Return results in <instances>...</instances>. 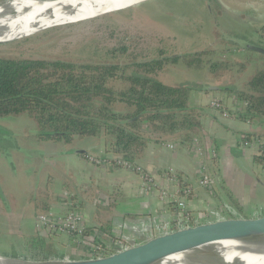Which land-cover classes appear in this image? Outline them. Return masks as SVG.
Returning a JSON list of instances; mask_svg holds the SVG:
<instances>
[{"label": "crops", "instance_id": "crops-1", "mask_svg": "<svg viewBox=\"0 0 264 264\" xmlns=\"http://www.w3.org/2000/svg\"><path fill=\"white\" fill-rule=\"evenodd\" d=\"M250 52L241 53H248L250 58L257 57ZM246 70L240 77L250 75L248 68ZM160 79L164 81V78ZM216 79L209 74L206 77L208 82L198 81L201 86L197 88L188 85L192 83H180L193 88L190 93L193 105L206 104L200 129L193 133L180 130L170 134L146 124L142 138L145 145L136 152L140 155L133 156V160L149 172L158 188L165 187L170 194L184 185L192 188L193 193L186 203L194 212L220 210L227 204L245 212L233 215L251 216L264 211V167L257 162L250 149L242 146V140L246 135L264 139V117H238V111L243 112L245 106L233 91L203 92L206 84L222 86ZM164 82L172 86L180 85L171 78ZM233 85L239 88L237 84ZM214 98L223 101L230 117L212 108L210 102ZM24 115L0 118V185L7 198L5 201L0 196V221L5 223L7 230L10 226L18 228L19 244L40 238L35 225L40 212L61 214L67 210L62 199L65 190L80 201L86 221L115 217L127 219L147 214L150 209L176 215L175 205L171 210H162L163 202L157 193L142 194L140 174L115 169L110 164H95L87 159L90 153L110 160L118 156L106 150L104 137L75 136L71 143L43 140L38 136L34 119ZM20 117H27L30 123L14 124ZM193 137H198L206 150L203 161L216 181L212 194L199 185L201 160L188 146ZM173 144L175 148L171 149L169 145ZM101 150L105 152L99 156L97 152ZM213 150L216 152L214 158L211 156ZM166 171H175L172 173L177 174V180L171 181L173 176L167 180ZM142 202L145 206L141 205ZM2 208L11 210V213L2 212ZM223 212L224 216H232L228 211ZM19 244L16 248L21 246Z\"/></svg>", "mask_w": 264, "mask_h": 264}, {"label": "rangeland", "instance_id": "rangeland-1", "mask_svg": "<svg viewBox=\"0 0 264 264\" xmlns=\"http://www.w3.org/2000/svg\"><path fill=\"white\" fill-rule=\"evenodd\" d=\"M234 36L251 43L264 45V0H145L128 6V8L125 7V9L104 12L76 22L49 26L16 40L0 42V57H30L48 60L58 58L75 63L129 64L133 61L157 58L161 54L169 58L173 56L181 58L187 53L194 54L197 51L209 50L208 54L202 56V68L189 67L181 58L176 63L167 62L165 70L160 72L158 78H164V81L171 78L174 83H192L188 85H193L198 81L200 83L208 82L206 77L209 74L215 78L219 74L220 79L217 77L215 81H220L219 84L222 86L237 84L240 89H245L244 84L248 79L259 70L264 69V55L240 50L241 47L232 42ZM257 38L258 40H256ZM123 48L126 49L124 53ZM115 49L116 51H114ZM238 52H250L257 57L250 58L248 53L238 54ZM223 61L227 62L228 66L220 67L217 74L209 71L210 64ZM242 65H245V68ZM247 68L250 75L240 77L242 72L247 71ZM114 86L117 89L125 87L120 81L115 82ZM203 92L208 93V90H203ZM189 104L201 108L206 106V104L193 105L191 102ZM113 109L118 112L127 111V107L120 102L114 103ZM203 112L204 110H197L195 113L194 111L190 113L202 123ZM21 123H30V121L27 117H20L14 124L21 125ZM21 128L30 129V127ZM99 137H104L106 150H110L116 142V134L112 131L108 134L103 133ZM251 139L254 138L251 137ZM260 141L262 146L248 148L252 151L254 158H264L262 152L260 154L261 149H264V139L260 138ZM140 149L142 148L133 145L129 150L133 156H139L140 154H136V152ZM104 152L101 150L97 154L100 156ZM172 172L175 171L164 172L165 178H171L173 175L177 177V174ZM5 201H7L6 196ZM180 204H182V198H178V201L172 203L166 201L163 202L162 210L165 211L167 207H170L169 210H171L175 205V212H180L178 208ZM141 205L144 206V202ZM224 209L225 211L234 210V213H229L230 215L235 212L241 215L245 214L242 209H235L227 204L224 205ZM206 211L210 212V209ZM2 212L10 214L11 210L4 209ZM67 212L64 210L61 214ZM80 213L83 216V221H86L85 211L80 210ZM187 213L191 216L197 212L192 210L182 212L184 215ZM181 216L183 215L171 216L166 212L162 213L153 209L147 214L127 217V219L140 224L166 228L170 227L169 224L173 226ZM213 217L214 214L211 212L208 216L195 214L192 218L183 216L185 220L182 222L186 224L195 221L202 224L205 222L204 219ZM4 225L5 223L0 221V253H13L36 240L27 241L21 245L17 242L19 240L18 228L10 226L11 231H9ZM36 231L41 234L37 227ZM18 244L21 246L16 248ZM106 250L107 252L103 249L70 250L65 251L63 255L67 256L69 260L97 259V256L93 255L95 252L104 254L113 252L110 249Z\"/></svg>", "mask_w": 264, "mask_h": 264}, {"label": "trees", "instance_id": "trees-1", "mask_svg": "<svg viewBox=\"0 0 264 264\" xmlns=\"http://www.w3.org/2000/svg\"><path fill=\"white\" fill-rule=\"evenodd\" d=\"M208 52L187 53L181 58L189 67L200 69L202 56ZM181 58L161 54L150 60L121 64L0 57V118L26 114L34 119L40 139L66 143H71L75 136L95 137L112 131L116 142L108 151L134 162L129 149L133 145L144 147L146 124L170 134L180 130L193 133L201 128V121L190 113L204 110L189 104L193 88L168 85L158 78L167 62L176 63ZM223 65L228 66L223 61L210 64L208 69L217 74ZM117 81L125 87L115 88ZM222 87L235 92L245 105L238 117H264V69L248 79L245 89L234 85ZM116 102L123 103L127 111L114 110ZM255 159L264 167V158Z\"/></svg>", "mask_w": 264, "mask_h": 264}, {"label": "water", "instance_id": "water-1", "mask_svg": "<svg viewBox=\"0 0 264 264\" xmlns=\"http://www.w3.org/2000/svg\"><path fill=\"white\" fill-rule=\"evenodd\" d=\"M233 43L242 49L264 55V45H258L234 37ZM176 57V56H173ZM202 90H228L222 86H204ZM136 119V118H135ZM0 196L5 199L0 185ZM197 226L166 229L154 225L140 224L123 217L111 220L80 221L43 234L31 244L13 253H0V264H86L69 261L63 253L70 250L121 249L126 253L124 260L134 255L152 259L193 252L195 258L206 263L217 252L207 248L210 244L264 235V211L251 216H217L204 219ZM217 254V255H215ZM131 255V256H129ZM212 262V263H211ZM114 264H119L114 259ZM209 264H227L223 259H213Z\"/></svg>", "mask_w": 264, "mask_h": 264}, {"label": "bare ground", "instance_id": "bare-ground-1", "mask_svg": "<svg viewBox=\"0 0 264 264\" xmlns=\"http://www.w3.org/2000/svg\"><path fill=\"white\" fill-rule=\"evenodd\" d=\"M145 0H3L0 1V42L16 40L31 35L49 26L61 25L66 22L91 18L104 12L119 10L131 5H136ZM78 217L83 221V216L78 212ZM180 218V219H178ZM172 228H184L197 226L199 222H188L183 224V216L178 217ZM264 232V230H263ZM207 248L217 252L227 264H264V235L262 238H244L235 241H224L210 244ZM107 252L106 249H103ZM113 250L110 254L95 252L97 259L69 260L86 264H114V259L119 264H209L199 263L200 258L193 259L191 263L188 257L195 258V253H181L163 259H152L145 256L134 255L124 260L126 253L121 249ZM105 252V253H106ZM217 255V254H215ZM131 256V255H129ZM212 263V262H211Z\"/></svg>", "mask_w": 264, "mask_h": 264}, {"label": "built area", "instance_id": "built-area-1", "mask_svg": "<svg viewBox=\"0 0 264 264\" xmlns=\"http://www.w3.org/2000/svg\"><path fill=\"white\" fill-rule=\"evenodd\" d=\"M210 103H211L212 108H214L218 111H221L225 117H230V115H231L230 111L225 109L223 101L220 98H214L211 100ZM262 145H261V141H260L259 137L251 139V140H250V138H245L242 140V146L244 148L252 149L253 146L258 147V146H262ZM188 146H189V149L192 152H194L201 160V164L199 166V185L204 187L205 189H207L212 194L214 191V188L216 187V181L210 175L209 169L207 168V166L205 165V163L203 161L206 150L204 149V147H203V145H202V143L198 137H193L190 140ZM169 147L172 149V148H175V145L174 144L169 145ZM261 152L264 155V149L263 148L261 149L260 154H261ZM211 156L213 158L216 157V152L214 150L211 152ZM87 159L90 160L91 162H94L95 164H102L105 166H109L108 164H110V167L115 168V169L120 168V169H124L127 171L140 173L141 178H142L141 192L144 195L157 193L163 202L170 201L171 203L178 201V198H182V204H180V206H178L180 212H176V215L174 214V216H178L181 214L186 218H192V217H194L195 214L208 216L210 212L212 214H214V216H221V215L224 216L223 211L225 209H222V208L220 210L211 209L210 212L200 211V212L192 214L191 216H189L188 213L186 215L182 214V212H188L190 210L188 208L186 201H187L188 197L191 196L193 193L192 188L184 185V186L178 188L177 192L170 194L165 187H161V188L157 187V184L155 183V181L153 180V178L151 177L149 172L145 171L137 163L125 160V158L121 155H118V156H116L110 160L109 158L105 159V158L98 157V156L90 153L87 156ZM174 176L175 175H173V178L170 179L171 181L177 180V178L176 177L174 178ZM166 179L169 180V178H166ZM62 199H64V201L66 200L64 205L68 211L67 213L57 214L53 211H47V212H41L37 215L36 227L41 232L40 235L50 233V232H52L58 228H61V227H64L66 225H70V224L81 221L77 215L78 212L80 210H82L81 205H80L81 204L80 201L69 190H65L62 193ZM144 206H145V203H144ZM169 208L170 207H167L166 211H168ZM150 210H152V209H150ZM228 212L234 213V210L228 211Z\"/></svg>", "mask_w": 264, "mask_h": 264}]
</instances>
